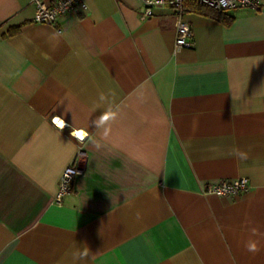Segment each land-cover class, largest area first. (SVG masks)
Masks as SVG:
<instances>
[{"label":"crops","instance_id":"1","mask_svg":"<svg viewBox=\"0 0 264 264\" xmlns=\"http://www.w3.org/2000/svg\"><path fill=\"white\" fill-rule=\"evenodd\" d=\"M82 1L45 24L0 0V264H73L82 244L77 264H264V0L229 22L185 11L194 46L176 50L169 10Z\"/></svg>","mask_w":264,"mask_h":264},{"label":"built area","instance_id":"2","mask_svg":"<svg viewBox=\"0 0 264 264\" xmlns=\"http://www.w3.org/2000/svg\"><path fill=\"white\" fill-rule=\"evenodd\" d=\"M140 3V18L146 19L155 14L157 9H167L175 17L176 37L174 47L192 48L194 46L193 30L189 22L184 19L185 0H137ZM220 12H230L239 8H247L257 11L261 8L260 0H194ZM35 11L31 18L34 23L54 24L59 16L73 11L78 5L85 8L82 0H56L55 3H47L46 0H33ZM80 156V155H79ZM80 172L78 161L67 165L59 178L55 201L61 202L63 196L74 189V181ZM248 187V180L239 177L235 180L221 181L210 184L205 188L206 193L219 196H236Z\"/></svg>","mask_w":264,"mask_h":264},{"label":"clouds","instance_id":"3","mask_svg":"<svg viewBox=\"0 0 264 264\" xmlns=\"http://www.w3.org/2000/svg\"><path fill=\"white\" fill-rule=\"evenodd\" d=\"M100 100L104 101L105 100V96L103 94L100 95ZM117 116V113L112 111L111 109H109L108 111L103 112L98 118H96V120H94L92 123L94 125V127L96 129H102L104 128V135H107V129L105 128V125L112 120H115ZM85 135H87V133H85ZM83 137H81L82 139ZM97 147H99V145H97ZM237 158L239 159H246L247 158V154L245 152H242L240 150H235L234 153ZM257 229L253 228L252 229V233L256 234ZM84 245V247L82 249H77L76 251L73 252L72 254V259H73V264H77V262H81L84 261L88 255H89V251H88V246L86 244H82ZM247 251L252 252V253H256L259 251V248L257 247V244L255 242H249L246 245Z\"/></svg>","mask_w":264,"mask_h":264},{"label":"trees","instance_id":"4","mask_svg":"<svg viewBox=\"0 0 264 264\" xmlns=\"http://www.w3.org/2000/svg\"><path fill=\"white\" fill-rule=\"evenodd\" d=\"M184 7L185 11H192L209 15L224 22H229L231 20V16H229L227 13L214 10L213 8H210L203 4H199L194 0H185Z\"/></svg>","mask_w":264,"mask_h":264},{"label":"snow or ice","instance_id":"5","mask_svg":"<svg viewBox=\"0 0 264 264\" xmlns=\"http://www.w3.org/2000/svg\"><path fill=\"white\" fill-rule=\"evenodd\" d=\"M77 136L83 137L84 133L78 132L76 133Z\"/></svg>","mask_w":264,"mask_h":264},{"label":"bare ground","instance_id":"6","mask_svg":"<svg viewBox=\"0 0 264 264\" xmlns=\"http://www.w3.org/2000/svg\"><path fill=\"white\" fill-rule=\"evenodd\" d=\"M58 122L60 123V121L58 120Z\"/></svg>","mask_w":264,"mask_h":264}]
</instances>
